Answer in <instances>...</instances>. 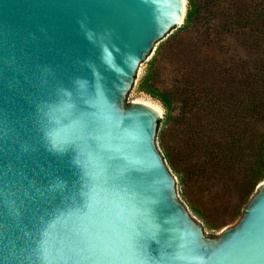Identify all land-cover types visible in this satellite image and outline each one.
Wrapping results in <instances>:
<instances>
[{"label":"water","instance_id":"95a60500","mask_svg":"<svg viewBox=\"0 0 264 264\" xmlns=\"http://www.w3.org/2000/svg\"><path fill=\"white\" fill-rule=\"evenodd\" d=\"M186 0H0V264H264V184L211 238L133 102Z\"/></svg>","mask_w":264,"mask_h":264},{"label":"trees","instance_id":"16d2710c","mask_svg":"<svg viewBox=\"0 0 264 264\" xmlns=\"http://www.w3.org/2000/svg\"><path fill=\"white\" fill-rule=\"evenodd\" d=\"M165 46L183 89L156 83L154 58L138 90L163 110L167 158L182 184L235 187L244 198L264 178V0H186Z\"/></svg>","mask_w":264,"mask_h":264},{"label":"rangeland","instance_id":"374dc122","mask_svg":"<svg viewBox=\"0 0 264 264\" xmlns=\"http://www.w3.org/2000/svg\"><path fill=\"white\" fill-rule=\"evenodd\" d=\"M176 41H178V39ZM179 42H182V46H185L186 38L182 37L179 39ZM175 43L176 42H174L173 45ZM184 43L185 45H183ZM168 48V46H164L159 51L158 55L154 57L156 58V61L153 64L155 80L160 86H164L168 89L175 88L177 91H180L183 89L180 82L183 68L177 61V56L170 53V51L168 52ZM154 58L149 62L145 74ZM140 100H149L160 107L156 101L138 90L133 102H138ZM171 137V134L169 133L168 135L167 133V127H164L159 150L164 159L165 165L175 179L177 195L188 210L189 214L201 225L203 231L211 238H216L220 235L222 230L236 224L247 204L246 202H248L255 194L257 186L252 192L243 198L242 195H240V189L235 187H215L209 191L201 192V190H198L194 186L182 184L181 177L171 165L164 148V143L166 141L168 145L172 144L173 141ZM164 138H166L165 141ZM259 184H264V178H262L257 185Z\"/></svg>","mask_w":264,"mask_h":264},{"label":"bare ground","instance_id":"6f19581e","mask_svg":"<svg viewBox=\"0 0 264 264\" xmlns=\"http://www.w3.org/2000/svg\"><path fill=\"white\" fill-rule=\"evenodd\" d=\"M138 103L147 105L149 107H152V108L160 111L159 107L157 105H155L153 102L149 101V100H140V101H138Z\"/></svg>","mask_w":264,"mask_h":264}]
</instances>
